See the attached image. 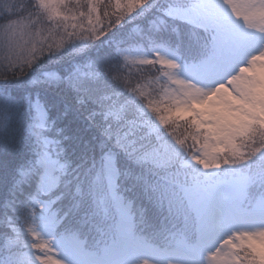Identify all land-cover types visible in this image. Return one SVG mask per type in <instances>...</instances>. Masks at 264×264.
Listing matches in <instances>:
<instances>
[{"label":"snow or ice","instance_id":"snow-or-ice-1","mask_svg":"<svg viewBox=\"0 0 264 264\" xmlns=\"http://www.w3.org/2000/svg\"><path fill=\"white\" fill-rule=\"evenodd\" d=\"M0 264H264V0H0Z\"/></svg>","mask_w":264,"mask_h":264}]
</instances>
